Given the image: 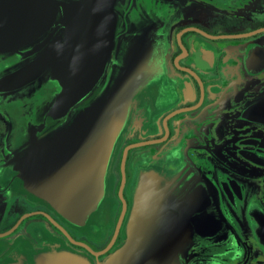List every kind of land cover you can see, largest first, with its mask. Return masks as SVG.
Instances as JSON below:
<instances>
[{
	"label": "flooded vegetation",
	"instance_id": "obj_1",
	"mask_svg": "<svg viewBox=\"0 0 264 264\" xmlns=\"http://www.w3.org/2000/svg\"><path fill=\"white\" fill-rule=\"evenodd\" d=\"M128 6L156 17L166 32L165 86L141 99L118 146L105 235L71 228L2 181L14 155L0 93V243L42 249L61 241L97 264L123 242L136 182L146 176L157 180L153 194L188 239L176 264H264V0H127L126 20ZM47 35L18 51L0 42V75L40 54ZM114 66L110 58L102 78Z\"/></svg>",
	"mask_w": 264,
	"mask_h": 264
},
{
	"label": "water",
	"instance_id": "obj_2",
	"mask_svg": "<svg viewBox=\"0 0 264 264\" xmlns=\"http://www.w3.org/2000/svg\"><path fill=\"white\" fill-rule=\"evenodd\" d=\"M126 6L127 0H0L6 52L48 33L40 54L0 75L14 155L2 181L94 237L105 235L112 215V163L132 112L152 88L165 86L166 32L156 17L129 6L126 20ZM120 23L125 38L117 43ZM110 58L115 66L101 81ZM157 183L138 179L124 240L97 264L177 263L188 239L153 194ZM0 264L95 263L61 241L34 249L20 240L0 243Z\"/></svg>",
	"mask_w": 264,
	"mask_h": 264
},
{
	"label": "rangeland",
	"instance_id": "obj_3",
	"mask_svg": "<svg viewBox=\"0 0 264 264\" xmlns=\"http://www.w3.org/2000/svg\"><path fill=\"white\" fill-rule=\"evenodd\" d=\"M104 80V78H102V80L101 81H103ZM11 126V125H10ZM11 128V127H10ZM9 133L10 132H8V135H7V138H8V136H9ZM7 138H6V145H7V147H8V142H7ZM8 149V148H7ZM113 204H114V197L112 198V203H111V205H112V208L111 209H113Z\"/></svg>",
	"mask_w": 264,
	"mask_h": 264
}]
</instances>
